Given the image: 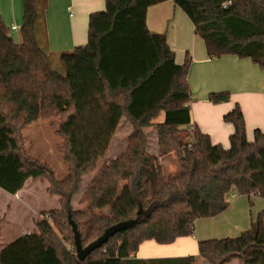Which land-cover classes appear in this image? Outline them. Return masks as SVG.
Listing matches in <instances>:
<instances>
[{
  "label": "trees",
  "instance_id": "1",
  "mask_svg": "<svg viewBox=\"0 0 264 264\" xmlns=\"http://www.w3.org/2000/svg\"><path fill=\"white\" fill-rule=\"evenodd\" d=\"M167 1L190 19L209 58L234 55L264 70V0H106V10L90 17L88 43L58 55L63 70L53 68L36 36L46 0H23L20 43L0 15V189L16 195L29 180L46 179L61 203L41 213L38 234L1 249L0 264H196L192 255L135 256L144 242L169 245L194 236L196 222L224 213L233 192L264 198V132L257 129L248 140L240 106L224 116L234 126L229 148L214 144L193 122L190 58L178 65L166 34L147 26L148 9ZM229 98L228 92L209 96L214 104ZM54 117L70 163L63 180L26 158L18 141L28 125ZM123 119L133 126L126 148L103 162ZM150 128L157 155L147 151ZM171 154L179 171L166 174L162 160ZM85 175L92 177L79 201L84 209L75 211ZM106 207L113 217L96 213ZM262 218L235 238L200 241L203 264H264ZM61 220L71 226L63 242ZM72 222L83 247L118 223L130 226L80 261Z\"/></svg>",
  "mask_w": 264,
  "mask_h": 264
},
{
  "label": "crops",
  "instance_id": "2",
  "mask_svg": "<svg viewBox=\"0 0 264 264\" xmlns=\"http://www.w3.org/2000/svg\"><path fill=\"white\" fill-rule=\"evenodd\" d=\"M105 10L106 0H46L44 15L36 27L37 39L50 54H60L84 46L88 43L90 17ZM0 15L14 41L20 43L24 22L23 0H0ZM147 26L151 32L166 34L178 65L184 64L187 57L190 58L188 83L192 92L190 108L193 122L201 132L210 136L214 144L230 147L234 126L226 123L224 116L237 104L245 118L248 140H253L255 130L264 132V70L250 59L234 55L209 58L204 40L195 36L194 25L172 1L150 7ZM222 92L230 94L228 101L220 104L210 102L211 94ZM28 182L16 196L25 191ZM230 203L221 215L198 220L195 225L196 236L179 238L169 245L144 242L135 257H197L200 241L212 240L214 235L228 231L242 233L251 228L256 215L264 214V198H248L234 193ZM31 233L38 234L39 231L36 228ZM31 233L11 237L4 248L17 238Z\"/></svg>",
  "mask_w": 264,
  "mask_h": 264
},
{
  "label": "rangeland",
  "instance_id": "3",
  "mask_svg": "<svg viewBox=\"0 0 264 264\" xmlns=\"http://www.w3.org/2000/svg\"><path fill=\"white\" fill-rule=\"evenodd\" d=\"M58 55V53L50 54V60L55 70H63L62 65L58 62ZM163 119L164 117H161L158 121H162ZM59 123V117L42 119L33 122L19 132L18 141L22 153L26 158L47 166L58 180H63L69 173L70 163L66 160L67 156L64 150L65 140L57 132ZM132 131V124L129 120L123 119L113 139L110 150L103 162L115 159L125 150L128 143V136ZM147 133L149 135L147 151L152 155H157L156 130L154 128H150L147 130ZM162 163L164 164L166 174H174L179 171V162L175 154L168 155L162 160ZM91 177L92 175H85L83 177L80 190L75 195L72 202L73 209L75 211L84 209V207L79 204V201L86 186L89 184ZM49 186L50 183L46 179H39L36 181L30 180L25 191L17 196L8 194L0 189V250L4 248L5 243L9 241L11 237L20 233L35 232L38 222L42 220V212L61 209L60 197L51 195L48 192ZM234 193L235 192L230 194L228 197L230 202ZM96 213L99 215L113 217L110 215L108 207L101 209V211L96 210ZM258 216L256 215L254 219L255 221ZM262 216L264 222L263 213ZM249 218L251 219L250 215ZM61 221L62 226L64 227L62 231L63 233H60L57 230V235L63 242L66 236L71 238V226H69V228L68 224L63 225L65 222L63 220ZM240 233L228 231L227 233L221 235H214L212 238H235L239 236ZM218 236L221 237L219 238ZM67 247L69 249H74V246L70 245V243H67ZM196 264H202V260L199 256H197ZM229 264H239V261L236 259Z\"/></svg>",
  "mask_w": 264,
  "mask_h": 264
},
{
  "label": "water",
  "instance_id": "4",
  "mask_svg": "<svg viewBox=\"0 0 264 264\" xmlns=\"http://www.w3.org/2000/svg\"><path fill=\"white\" fill-rule=\"evenodd\" d=\"M129 226L130 224L126 222L118 223L108 228L96 241L92 242L87 247H83L77 225L72 222L77 258L80 261H84L92 252L99 249L103 244L108 242L111 237L123 230H126Z\"/></svg>",
  "mask_w": 264,
  "mask_h": 264
},
{
  "label": "built area",
  "instance_id": "5",
  "mask_svg": "<svg viewBox=\"0 0 264 264\" xmlns=\"http://www.w3.org/2000/svg\"><path fill=\"white\" fill-rule=\"evenodd\" d=\"M15 29H17V25H15V27H14ZM72 250H74V249H72Z\"/></svg>",
  "mask_w": 264,
  "mask_h": 264
}]
</instances>
